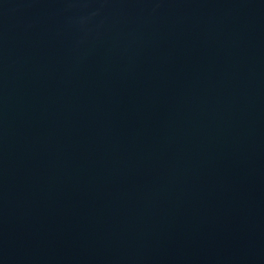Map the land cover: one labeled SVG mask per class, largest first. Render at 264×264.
Returning a JSON list of instances; mask_svg holds the SVG:
<instances>
[{
    "label": "water",
    "instance_id": "obj_1",
    "mask_svg": "<svg viewBox=\"0 0 264 264\" xmlns=\"http://www.w3.org/2000/svg\"><path fill=\"white\" fill-rule=\"evenodd\" d=\"M0 264H264V0H0Z\"/></svg>",
    "mask_w": 264,
    "mask_h": 264
}]
</instances>
